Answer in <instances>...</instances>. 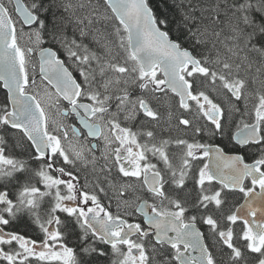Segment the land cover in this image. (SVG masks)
<instances>
[{"label": "snow or ice", "instance_id": "obj_1", "mask_svg": "<svg viewBox=\"0 0 264 264\" xmlns=\"http://www.w3.org/2000/svg\"><path fill=\"white\" fill-rule=\"evenodd\" d=\"M0 264H264V0H0Z\"/></svg>", "mask_w": 264, "mask_h": 264}, {"label": "trees", "instance_id": "obj_2", "mask_svg": "<svg viewBox=\"0 0 264 264\" xmlns=\"http://www.w3.org/2000/svg\"><path fill=\"white\" fill-rule=\"evenodd\" d=\"M4 100V90L0 89V103Z\"/></svg>", "mask_w": 264, "mask_h": 264}]
</instances>
